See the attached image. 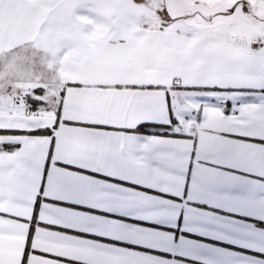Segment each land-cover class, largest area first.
<instances>
[{
  "label": "snow or ice",
  "instance_id": "6c2138e0",
  "mask_svg": "<svg viewBox=\"0 0 264 264\" xmlns=\"http://www.w3.org/2000/svg\"><path fill=\"white\" fill-rule=\"evenodd\" d=\"M0 264H264V0H0Z\"/></svg>",
  "mask_w": 264,
  "mask_h": 264
}]
</instances>
